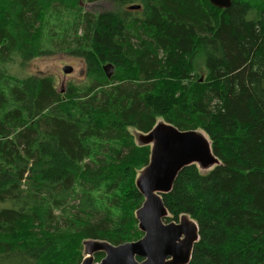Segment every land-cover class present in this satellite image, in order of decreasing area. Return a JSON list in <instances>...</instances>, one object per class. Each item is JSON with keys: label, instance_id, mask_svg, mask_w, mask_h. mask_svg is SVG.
<instances>
[{"label": "trees", "instance_id": "16d2710c", "mask_svg": "<svg viewBox=\"0 0 264 264\" xmlns=\"http://www.w3.org/2000/svg\"><path fill=\"white\" fill-rule=\"evenodd\" d=\"M83 1L0 0V264H79L85 239H138L150 146L130 129L158 118L202 131L219 160L162 194L167 219L197 224L187 264H264V0ZM51 49L81 58L87 81L60 92L10 71Z\"/></svg>", "mask_w": 264, "mask_h": 264}, {"label": "water", "instance_id": "95a60500", "mask_svg": "<svg viewBox=\"0 0 264 264\" xmlns=\"http://www.w3.org/2000/svg\"><path fill=\"white\" fill-rule=\"evenodd\" d=\"M210 4L225 8L231 0H208ZM131 4L128 9H139ZM104 65V70L110 69ZM64 74L71 73L72 67L65 65ZM64 90L60 89V92ZM138 145H149V161L135 179V186L143 197L135 211L141 237L118 245L105 240L85 239L82 241L83 254L79 264H187L192 248L198 239L196 222L186 213L177 221H166L168 210L162 194L171 190L178 172L186 165L195 164L208 168L219 163L213 154L210 141L200 131L179 130L170 123L157 121L146 133L137 132ZM102 252L99 261L94 255Z\"/></svg>", "mask_w": 264, "mask_h": 264}, {"label": "rangeland", "instance_id": "374dc122", "mask_svg": "<svg viewBox=\"0 0 264 264\" xmlns=\"http://www.w3.org/2000/svg\"><path fill=\"white\" fill-rule=\"evenodd\" d=\"M113 5H114L113 2L110 0H95V1H91V2L83 1L81 3L82 9L84 11H89V12H93V13L108 11V10L113 8ZM129 5H131V4H129ZM129 5L127 4V6H129ZM122 7L126 8V4ZM43 28L45 29V32H46V36H44L45 37L44 40H45V43H47V44L50 43V36L56 34L57 31H60L57 28L56 24H54V23H51L49 25H44ZM52 41H53V39H52ZM50 51L51 52H47V54H45V55L34 57L29 62H27L26 65H24V66H20L18 61H14V64L10 67V71L13 72L14 74L19 75V76L52 75L54 77V87L58 91H60V89L64 90L68 83H74V84H80L81 83L82 84V83L87 81L86 74H85V64L81 58L73 57L66 52H53V49H51ZM65 65H70L72 67V71L70 74H64L62 72V68ZM110 71L111 70L108 68L105 72L108 75L110 73ZM199 71L204 73V69L202 67L199 68ZM157 121L166 122L161 118H158L156 120V122ZM198 131H200V130H198ZM137 132H139V131H137L133 128L130 129V133L133 136L134 143L138 145V142L136 139ZM200 132H202V131H200ZM196 166L198 167V169L202 173H206L208 170H210L215 165H212L208 168H200L198 165H196ZM139 172L137 173L136 177L138 176ZM3 206H6L5 203L0 202V208ZM169 220L170 219H166V221H169ZM136 227L138 229L137 222H136ZM138 231H140V230L138 229ZM141 235H142V233H141ZM141 235L139 237H141ZM81 244H82V241H81ZM81 255H82V257L84 256L83 244H82ZM82 257H81V259H82Z\"/></svg>", "mask_w": 264, "mask_h": 264}, {"label": "flooded vegetation", "instance_id": "af4514ba", "mask_svg": "<svg viewBox=\"0 0 264 264\" xmlns=\"http://www.w3.org/2000/svg\"><path fill=\"white\" fill-rule=\"evenodd\" d=\"M170 220H174V221H177V220H178V218H177V219H170ZM170 220H169V221H170Z\"/></svg>", "mask_w": 264, "mask_h": 264}, {"label": "bare ground", "instance_id": "6f19581e", "mask_svg": "<svg viewBox=\"0 0 264 264\" xmlns=\"http://www.w3.org/2000/svg\"><path fill=\"white\" fill-rule=\"evenodd\" d=\"M121 9V8H120Z\"/></svg>", "mask_w": 264, "mask_h": 264}]
</instances>
